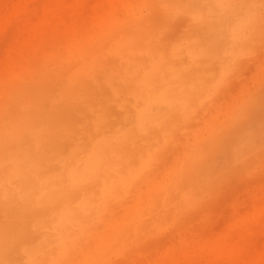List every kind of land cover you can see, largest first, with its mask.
<instances>
[{"label": "rangeland", "instance_id": "1", "mask_svg": "<svg viewBox=\"0 0 264 264\" xmlns=\"http://www.w3.org/2000/svg\"><path fill=\"white\" fill-rule=\"evenodd\" d=\"M159 1L0 0V134L16 117L36 115L42 121L34 124L44 126L22 135V153L38 159L34 173L14 176L12 161L0 167V227L14 231L28 218L17 231L25 249H15L21 236L3 230L18 237H12L16 243L4 264H264V0H235L229 7L233 21L248 22L226 47L217 45L233 23L226 14L215 32L221 36L210 37L208 22L191 17L192 0H175L177 12ZM125 7L131 21L139 19V32L160 29L167 56L176 39L208 45L211 58L199 68L209 70L210 83L203 99L189 104L192 115L177 117L168 103H154L166 117L141 123L145 94H137L134 82L149 58L146 40L130 49L119 46L120 33L106 17L113 11L124 18ZM173 76L166 70L163 82ZM45 83L54 89L48 88L50 94L40 93ZM31 92L41 103L52 96L49 115L47 104L32 103ZM125 131L142 143L139 151L147 140L162 141L155 146L158 159L126 188L116 183L110 192L100 191L103 177L75 181L67 175V168L82 165L74 157L67 163L49 158L58 148L70 155L76 144L89 148ZM7 149L16 150L15 143ZM51 177L50 191L26 194V183L31 189ZM84 199L81 216L88 223L59 249L66 239L55 209L62 200L78 205ZM27 209L28 215L19 214Z\"/></svg>", "mask_w": 264, "mask_h": 264}, {"label": "bare ground", "instance_id": "2", "mask_svg": "<svg viewBox=\"0 0 264 264\" xmlns=\"http://www.w3.org/2000/svg\"><path fill=\"white\" fill-rule=\"evenodd\" d=\"M166 1L167 0H160L158 4L164 10H167L169 12L178 11L179 8H177L174 5L175 0L174 2L172 1V4L174 3L173 5L170 4L169 2L170 0L168 1L169 3H166ZM192 1L196 4V6L193 9V13L191 12L193 15L191 17L194 20H206L208 22L207 32L210 37L212 36V33L213 35H215V37L216 36L219 37L222 35L221 36L222 38L221 37L218 38L219 39L218 40L219 42L217 43L218 46L219 44H222L223 47L224 46L226 47V45L233 44L235 39L238 38V34L241 31V29L247 25V22H248V19H246L247 17L245 19H238L239 16L244 18L245 15L242 14L244 17L242 15L238 16V14H240L238 13L237 14L238 17H237L236 14H233L238 19L236 20L234 18L235 21H233L234 16L228 17L229 13L227 15V12H229L228 10L229 7L231 8V6L235 3L234 2L235 0H192ZM238 1H241V0H238ZM187 5L188 4H186L185 7H188ZM129 9L130 8L128 7L124 8L125 16L122 19L115 18L113 11H110L106 17L108 18L109 21H111L109 27L116 26L117 30L120 33L119 46L130 49L131 47L135 46V41L137 39L146 40L144 47L148 48L147 50H148L149 58L147 59L146 67L143 68L144 72H141V73L139 72V77L141 76V79H139L138 82H134V85L137 86L135 89V91H138L137 94H145V102L140 108L141 123L145 126H148L150 123L154 124L156 122L161 121L163 118L166 117V116H163V113L161 111H158L157 108L153 106L154 103L155 104L162 103V102L168 103L170 107L176 111L177 117H178V114L184 117L187 115L189 116L192 115L194 111H192V109L189 108V104L193 100L197 101L201 96L203 99L209 87V83H210V81L208 80V77L206 76L209 70L206 69L207 72L206 71L202 72V69H201L202 67L199 68V66L202 63L203 65H206L211 58L208 45H206L204 41L185 44V43H181L179 39H176L170 43V46H169L170 48L168 49L169 55L167 56L166 55L167 51L163 49V46L161 45L159 41L158 34L160 33V29L158 30L155 27H153L154 29L153 33H149V31L145 29L139 32V30H137L136 28L137 27L136 25L139 26V19L131 21L132 19L130 17L131 10ZM189 9L187 8L186 12L188 13L189 11V14H190L191 10ZM225 14L228 17V18L226 17V19L230 18L229 23L231 22L233 23H231V25L228 24L223 29V32L226 34V36L224 37L222 34L223 32L221 33V35L220 33L216 35L218 32L217 33L215 32L218 31L219 25H223L221 22H224V23L227 22L225 21ZM249 14H252V13H249ZM134 17H136V15H134ZM144 17H146V15ZM144 17H143L144 20L142 21H147L148 15L146 18ZM141 19L142 18H140V22H141ZM109 27H106V28L103 27L102 31L105 32L106 31L105 29ZM102 33L103 32H101L99 35H101ZM99 35H97L93 39L97 38ZM209 40L212 41L213 39L210 38ZM214 41H216V39H214ZM222 45H220V47ZM212 52L215 53V50L211 51V54H214ZM217 54L220 55L219 53ZM187 55L190 60V63H188L186 60ZM195 67H198V68L195 69ZM197 69H200L201 71H197ZM166 70H169V72H171L174 76L171 78V80L163 82L162 76ZM222 72L223 70H221L220 74H222ZM46 84L47 83H45V85ZM47 85L44 86V87H47L46 89L42 87L44 91L42 89L41 90L43 92H41L39 88L35 92L39 93L40 91L41 94L49 93L47 92L48 88L52 89L53 87L51 88ZM142 87L145 88V90L141 89ZM53 91L54 89H52L51 92ZM31 94H29L31 95L29 97H30V100H32V103L33 101H35L34 102L35 104H37L38 102L37 104L38 106H40V104H43L44 101L41 103L36 99L38 97L37 94H36L37 97L36 95L33 94V92H31ZM41 94H39V96ZM46 96H45L46 99L44 103L47 104L48 108H50L54 104L52 103L53 102L51 98L52 96L51 95H50L51 97L48 95ZM34 97L35 99H32ZM41 98H38V99L41 100ZM48 103L49 104L52 103L51 106ZM45 107L42 106L40 108L44 109ZM35 108H37L36 105H35ZM40 108L38 109V111L40 110ZM48 108L46 109L48 110ZM51 108L49 109V111H47L48 115L49 113H51L50 111ZM32 110L34 113L35 109H32ZM44 112L46 113V110H44ZM29 113H32V111ZM35 116L36 115H34V119L38 117L37 116L35 118ZM27 117H29V115ZM16 118H17L16 120L15 118L14 120H12L11 124L8 127V131H6V133L0 134V167L4 166V164L7 161L8 162L12 161L13 168H12L11 173L14 176H17L18 178H23V177L30 176L32 173L36 171L37 165H38V159L37 157H32V156L26 155L25 153L24 154L22 153L23 152V144L21 142L22 135L24 132L29 131L31 129H35L37 133H40L44 129V126H43V123H40L38 125L34 124V123H37V121L39 122L42 121V119L40 120L39 118L34 120L29 117L30 119L34 120L32 123L28 121L29 118L27 119V121L23 119L21 120L19 117H16ZM131 135H132L131 131H125L122 134H117L108 140H104L103 142L99 143V145L91 146L89 148H85L86 146L83 145L84 142H81L79 144H76V146L70 150V155H69V151L62 153L64 150H60L61 148L60 149L58 148L56 153L49 154V158L51 159L59 158L63 161V163L64 162L67 163L68 160L74 157L75 159L80 161L82 165L81 166L79 165L73 168H70V167L67 168V171H68V172L66 171L67 175H70V178L75 181H83V180L90 178L97 182L99 181L100 177H103L102 182L98 184V185L104 184L103 186H101L100 191L107 190L108 192H110L115 187L116 183H122L125 185V188H126L128 184L131 182V177L135 175H136L135 177H137V175L140 174L139 172L146 165H148L149 162L151 163L152 159L154 158L158 159V154L155 151V146L159 147V145H161L162 143V141H157V140L154 143L153 142L150 143L147 140L144 148L139 151L137 149L142 145V143L140 144L134 143L131 139ZM11 143H15L16 150L7 149V145ZM63 173L64 171H62L60 175H62ZM53 184H54V179L52 177L48 178L47 181H43L40 185H35L31 189L27 188V183H26L25 192L28 195L30 193L39 194L42 191H50L53 188ZM50 195H51V192H50ZM88 201H89L88 199H84L78 205H74L69 200H62L57 205L55 209V215L57 219L63 222L62 236L63 238L66 239L64 240L65 242L63 246H61L59 249H62V248L65 249L68 241L72 239L74 231L76 229L84 227L88 223L87 219L81 216V212L86 208ZM27 213H28V209L19 214L24 216V215H28ZM17 218L19 219L21 217L18 216ZM18 219H16V222ZM21 219H24V217ZM21 219H19V222L21 221ZM27 219L24 220L25 222L23 221L21 222L23 224H17L18 227L16 228V230L14 229V231H12L13 229L10 227L12 230L9 228H6L8 229L7 231L11 230L10 232L14 234V233H17L18 230H22L21 226H23L27 222ZM2 227H0V264H4V262L7 261V256L10 252L12 254L13 250L11 249V242L16 243V241H13V239L15 238L18 239L17 236H21V238H19V241L17 243L18 246L16 245L17 247L16 248L14 247V248L15 249H25L26 248L25 244H22L24 242L20 241V239L22 240L23 238L22 233L20 235L19 233H17L16 234L17 236H15V238L13 237V235L7 236L3 231L6 229H3Z\"/></svg>", "mask_w": 264, "mask_h": 264}]
</instances>
